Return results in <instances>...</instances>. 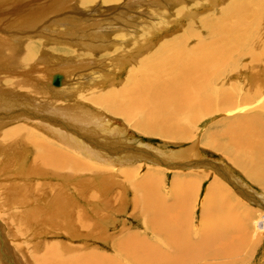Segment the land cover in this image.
I'll return each instance as SVG.
<instances>
[{
  "label": "rangeland",
  "instance_id": "obj_1",
  "mask_svg": "<svg viewBox=\"0 0 264 264\" xmlns=\"http://www.w3.org/2000/svg\"><path fill=\"white\" fill-rule=\"evenodd\" d=\"M194 1L196 3H194ZM204 1L206 0H125L120 2V5L118 4L114 7L104 8H101V6H98V4L96 3L92 12L93 14H90V12H84L81 10V12L76 11L77 4H74L76 0H0V44H6L4 48L0 45V85L2 84V86H4H0V123L3 124L0 125V261L2 264H41L40 259L45 257H48L47 259H49L48 261L50 262L52 261V257L53 260L55 259V261H60V257H68L65 252H63L62 255L55 253V251H57L60 246H64L69 249L76 247L75 250L79 253H76L78 258L76 257L75 259L78 260H75L74 263L72 262L71 264H76L77 261L79 262L77 264H82L81 262L85 264H94V262H96L95 260L93 262H90V260L82 261L80 257H82V254L86 251H98L102 254L105 253L112 255L113 249H111L110 247L113 244V241L119 239L122 235L121 230L129 229L133 232H146L144 228L145 225L143 222V216L138 211L136 212L138 208L135 203V197L137 195L133 196V194L135 195L137 193L136 191L141 188L144 181L149 185L154 186V181L156 180L161 193L169 194L172 187V181L176 178L175 176H180V180H182L186 178L185 175L191 174L193 171L199 172V170L206 172L204 173L205 177L198 180V185L196 184L195 186L196 188L193 187V189L190 190V192H192L191 195H193L191 198L192 200L190 201V203L193 202V204L188 211V219L189 221H191L192 226L190 228V232H193L194 229H197L198 225H200V221L202 219L199 218L202 210L201 205L203 204L202 202L206 196H204V194L207 193L208 187L212 186L215 183L216 187L220 190V193H222L223 199H227L228 197L234 203L238 201L243 204L240 205L235 212H233L237 215V219L233 224V228L236 230L234 235L236 236L233 237L234 240L230 244L231 253L227 254V257L223 258H218L219 256H213V264H226V262L228 263V260L233 264L264 263V227H262L264 226V186H262V182L260 180V184L256 183L257 181L252 180L253 176H255L254 171H245L244 168L239 166L238 164L233 162L230 163L228 159H224V156L219 153L220 151L213 150L212 148L207 146L210 144V137L216 139V135L221 132L222 125L224 127L227 120L233 114H229L228 112V114H225L224 111H221L220 114H215V112L208 117H205V119H203L202 121L198 122L196 127H194L193 129L191 128V131H188L190 132V137L187 132V137L185 138L186 140H174L166 139L162 136L157 137L155 135H146L138 129H133L134 127L132 123L128 124L122 117H115L105 112L107 116H111H108V118L115 121V125H113V127L123 131L117 132L118 136L114 141H112V145L110 146L114 147L116 145V148L121 147V150L119 149L117 152H112L111 149L109 151H106L101 146L93 147L91 145H88V149L93 152L95 151L98 154V158L102 160L100 162H95L94 160H92L90 163H92L94 166L89 165L87 167L88 169L83 168L84 166L80 165H85V161L84 159L82 160L81 158H79L78 154H76L79 151L77 150V147H75L74 150V147L70 146L72 145L70 144V141H58L53 135L48 132V130L46 131L45 127L43 126L44 124H48L55 129L63 131L64 133L67 130L63 126L49 121V118H51L50 120H52L56 119V117H61V119L67 120L66 122H68L69 120L74 125V127H76L77 131H79L78 134H80L81 132V135L83 133L92 140L99 139L100 135L103 134L101 130L98 131L97 128L95 129L94 126L86 123L84 119H78L76 117V123L74 122L75 120H72L74 118L71 119V117H75V114H73V101H66L65 98L62 99L60 96L57 98L56 95H52L51 93L46 92V90H54L61 87L62 81L63 83L66 81H70L72 82V84L75 83V86L77 82H81L82 85H86L87 83V86L89 88H93L91 86L92 84L99 83L101 85L103 84V82L106 83V81L110 79V81L107 82L109 85L110 83H112L113 80L111 79H113V77H118L117 81L122 82L126 78L125 76L129 74L127 73L128 69L131 68V65L129 63L125 66L124 69L122 68L123 70H119V64L117 62L118 55L116 56V54L118 53L116 52V50L111 51L107 48L109 42H118V40L120 39L117 37L118 33L116 31H113L114 25L111 27H106L104 29L94 30V37L92 40H88L90 43L87 45L88 47H85L86 43L85 41H83L84 39L81 35V31L77 32L78 34L75 33L73 37H69V35L62 36V33L66 30L65 28L68 24L62 18L68 17L71 9H74L73 14H77L75 18L78 20L88 16L89 18H87L86 21L88 22V25H91L90 27H96L97 24H94L93 20L97 21L100 18H102L104 22L111 21L113 23H120V26L116 25V27H118L121 32H125V30L128 29V31L131 30V32L134 33V36L138 34L137 36H135L137 38L132 40V44L135 40L138 39V37L142 36L144 28L150 31V29L153 30L155 27H159L158 25L154 24L155 22H160V18L167 19V21H170V23H173L176 18L184 20V22H182L183 24H180L179 30L178 27H170L169 23L164 26L161 25V31L164 29V34L159 35L157 41L154 40L157 43H160L163 39H165L163 36L167 38L179 34L189 23H195L200 16L209 13L210 11H216L220 6H223L229 0ZM179 4L182 5L181 7L184 8V11H189L190 15H185L186 13L184 12L182 14L183 16L180 15L179 17H176L175 10L178 9V7L180 6ZM31 6L34 7L32 8V10L30 8ZM194 9L195 12L191 14V11H194ZM100 11H103V13L100 14ZM123 11L126 12V15ZM41 18L43 20H41ZM147 19L148 21H146ZM124 20L128 21L126 22ZM41 22H43V24ZM134 22H138V25H136ZM151 22H153V24L149 26ZM126 24L127 26L130 25L131 27H126ZM147 24L150 29L146 26ZM6 25L8 29L6 28ZM101 25H104V23ZM141 27L143 29H140ZM166 28L169 30H167ZM100 30L102 32L98 33ZM148 35L150 37L152 34ZM27 38L28 40H26ZM40 38L43 40H41ZM48 39H50L49 42H46L48 41ZM76 40H82L79 41V43H81L79 45H81L82 47L69 45L73 44ZM154 41L150 44V46H155V44H157ZM82 44L85 46H83ZM150 46H145L144 48H142V50ZM104 47L106 50L104 49ZM27 48L30 49V51L32 50V48L35 50L31 51L32 53L34 52L33 57H29L31 52H28V58H30L31 61H29V64H27V67H29L27 71L29 70L30 73H25V71L23 72V70L25 69L19 68L15 62L16 58L18 59V57ZM41 48L43 50H46L50 54L46 53V51L43 52ZM94 49H97L96 51H99V53L94 54L92 51H90L91 53H93L91 54L88 52L89 50ZM40 51H42L44 54ZM55 52L56 54H54ZM40 53L41 56H39ZM76 53H86L87 55L85 57H80L79 59H77V57L75 56ZM50 58L53 62L49 61ZM85 58H88L90 62H85ZM44 59L47 61H45ZM104 60H106V62ZM137 60L138 57L136 58V61ZM80 63H82V65ZM114 66L116 67V69H114ZM46 71H48V73ZM118 71L120 72V74L117 73ZM114 72L115 74L113 76L112 73ZM74 73L81 76L78 77L74 75ZM51 74L56 75L54 79L50 78L52 76ZM84 75L86 76L85 78H83ZM56 77H61V82L58 87H55L53 84ZM6 78L8 81L4 80ZM49 78L51 80V83L49 81ZM235 80V78L232 79V81ZM5 81H7L9 84ZM107 83L104 87H107ZM96 87L98 86H94V88ZM108 87H110V85ZM84 88L85 90L87 89L86 87ZM44 96H46L47 98ZM75 100L80 101V98ZM15 107L16 109L12 111ZM100 110L104 111L103 109ZM24 119L32 122L35 121V123H40V125L32 124V126H30L31 128L29 127L30 130L34 132L33 135L31 134L29 139H31L32 137L34 139L39 137L40 141H42L44 144L46 143L48 145L57 147L63 152L65 151L67 154L73 155L74 158L79 161L77 163L78 167L81 166L83 168V171L79 168L74 170L68 169L66 170L68 171L67 173L66 171L41 169L36 163V150L34 148V145H32L31 142H28L29 139L25 140L24 138L20 137L23 136L18 131L19 128H17L20 126H16L18 125V123H13V121H21ZM218 120L219 122L220 120L222 121L219 123ZM24 126L26 127V124H24ZM215 131L217 133H214ZM67 132L72 137L75 136L72 131ZM208 133L209 136L207 135ZM212 134H215V137L212 136ZM206 141L209 143H207ZM138 143L142 144V147L139 146ZM147 144L150 147L160 148L161 150L165 149L164 152H167V156H169L171 152L174 153L188 151V149H192V146L194 144H197V147H199L197 148V152L194 154V156L200 153V150L204 152V155L201 158H188V161L171 162V166L165 160H163V163L166 166L159 160L154 161L153 158L148 159L147 157H139L138 160H141V163L140 161L135 160L136 164L134 163V166L136 168L132 165H126L124 157L128 158L132 156L131 154H133L134 156H139V154H136L132 151V148L136 147L138 149H141L143 148V145ZM125 146L127 149L125 148ZM150 147L149 149H146V152L148 154L149 152H151ZM203 147H205L204 150ZM131 151L133 153H131ZM190 151L193 152L192 150ZM118 156H120L119 159ZM110 159H113L115 163L118 159L117 164H119L116 165ZM196 160H200L201 163L197 162L199 165L196 164ZM204 160H206V162ZM123 161L125 163H123ZM247 164L248 162L245 163V166L248 167ZM98 165L100 167V170L99 168H96L98 167ZM251 167L252 166L248 168ZM89 168H91V171L89 170ZM125 169L129 171L132 169L130 171L132 173V177L128 175H126L127 177L122 176L124 172H128ZM150 170H153V173L151 175L152 177L149 173ZM227 170L230 174H233L232 177H235L241 183L237 184L238 188L233 185L230 186L228 182L222 178L221 175L215 173L216 171H224L226 173ZM95 172L97 173L96 175H100L95 177ZM119 175H121V177ZM222 175L226 176L224 173ZM65 176H67V178ZM82 176L84 177L83 179ZM110 176L112 177V179ZM158 176L160 179L157 178ZM248 177L249 179H247ZM61 178L62 180H60ZM87 178L90 179L87 180ZM108 179L110 180L109 182ZM81 180L83 181V183L85 181L86 184H83ZM79 181L82 184L79 183ZM236 182L237 181H235L234 183ZM94 185L98 186L95 187ZM235 191H238L241 194ZM17 193H19L18 196ZM59 196L62 199H58L57 197ZM71 201L74 204L71 203ZM67 203H70V205H68ZM63 204L65 208L63 207ZM50 207L51 210H49ZM76 210L80 212H77ZM246 210L250 215L249 217L246 215ZM66 214L68 215L66 216ZM59 215L61 216V219H59ZM79 215H83L85 217L86 227L84 228L80 226L78 219L75 218ZM52 217L53 220L51 219ZM74 221L79 229H75ZM255 221H258L257 224ZM239 224L240 226H238ZM77 229L78 232H76ZM72 231L74 232V234ZM79 232L83 233L78 234ZM86 234H88V236ZM256 234L258 236L257 238ZM51 246L53 247L52 249ZM235 246L236 248H234ZM232 248H234V250H232ZM81 249H83L84 251ZM42 255L43 257L40 258V256ZM115 258L117 257H114L113 260ZM224 258L225 260H223ZM97 260H99L98 257ZM234 261L236 262L234 263ZM122 262L124 263L125 261L122 260Z\"/></svg>",
  "mask_w": 264,
  "mask_h": 264
},
{
  "label": "bare ground",
  "instance_id": "obj_2",
  "mask_svg": "<svg viewBox=\"0 0 264 264\" xmlns=\"http://www.w3.org/2000/svg\"><path fill=\"white\" fill-rule=\"evenodd\" d=\"M122 1L125 0H76L74 4H77L76 11L90 12V14H93L92 12L94 10L96 3L98 4V6H101V8H104V7H114L115 5H118ZM194 3L196 2L194 1ZM181 6L182 5H180L178 9L175 10L176 17H179L184 12L186 13L185 15H190V12L184 11V8H182ZM30 8L32 10V8L34 7L31 6ZM73 12L74 9H71L69 16L62 18L65 22L68 23L67 26L65 25L66 30L63 31L62 36L69 35V37L71 36L73 37L75 33L81 31V35L83 36L84 39L83 41H85L86 43V46L83 44L82 45L88 47L87 45L90 44L88 40L93 39L94 30L104 29L106 27H111L114 25L113 31H116L118 33L117 37L120 39L118 40V42L117 41L114 42L113 40H110L113 42H109L107 48L110 49L111 51L116 50V52L118 53L116 54V56L118 55L117 62L119 64V70H121L122 68L124 69L125 66L128 65L129 63L131 65V68H129L127 71V73L129 74L125 76L126 78L122 82H118L117 81L118 77L117 78L113 77V79H111L113 80L112 83L109 84L110 87H108L109 85L107 83L110 81V79L106 81L107 87H104L106 86L105 85L106 83L103 82V84L101 85L99 83H98L99 85L92 84L91 86L93 88H89L87 86L88 85L87 83L86 85H82L81 82H77L76 86L78 87H76L74 85L75 83L72 84V82H70L69 80L68 81L70 83L67 81L63 83V81L61 82V77H56L53 83L54 86L58 87L60 85V82L62 86L54 90L52 89L46 90V92H49L52 95H56L57 98L60 96L62 99L65 98L66 101H73L74 103L73 114H75V117H71V119L74 118L72 120L73 121L75 120L74 121L75 123L77 121V118L84 119L86 123H88L91 126H94V128L95 129L97 128L98 131L101 130L103 132V134L100 135L99 139L92 140L83 133L81 135V132L80 134H78L79 131H77L76 127H74V125L69 120L68 122H66L67 120L65 119L63 120L61 119V117L60 118L56 117V119H52V120H50L51 118H49V121L55 122L60 126H63L67 131L70 132L72 131V133L75 135L74 137L69 135L67 131L63 133V131L55 129L48 124L43 125L45 127V130L46 131L48 130V132L51 135H53L58 141L60 142L70 141V144H72L70 146H73L74 150L75 147H77V150L79 151L76 154H78L79 158H81L82 160L84 159L85 161V165L80 164L81 166H84L83 168H87L89 165L94 166L92 163H90L92 160H94L95 162L102 161L101 159L98 158V154L95 151L94 153L93 151L88 149L89 147L88 145H91L93 147L101 146L106 151H109L111 149L112 152H117L119 149L121 150V147L116 148V145L114 147H110V146L112 145V141H114L115 138L118 136L117 132H123V131L113 127V125H115V121L108 118L109 115L107 116L105 112L115 117L117 116L122 117L128 124L132 123L134 127V128L132 127L133 129H138L139 131H141L146 135L149 136L155 135L157 137L162 136L166 139L182 140L187 137L186 135L187 132L189 130L191 131V128L193 129L194 127H196L197 123L205 119V117H208L209 115L215 112H216L215 114H220L221 111H224L225 114L228 112L229 114H233V115L228 120L225 119L227 120V122L224 125V127L222 125L221 132L218 135H216V139L211 137L210 139L208 138L210 144L207 146H209L213 150L220 151L219 153H221L222 156H224L223 157L224 159L225 158L228 159L230 163L233 162L238 164L239 166L243 167L245 171H254L255 176H253L252 180L257 181L256 183L259 184H260L259 182L260 180L262 182V186H264V0H229L223 6H220L216 11L213 12L210 11L211 13L209 12L200 16L195 23H191V24L189 23L185 27V29H183L179 34L167 38L163 36L165 39H163L160 43H157L156 41L159 35L164 34L163 33L164 29L161 31L162 26L169 23L170 27L173 28L178 27L179 30V26L182 22H184V20L176 18L173 21V23H170V21H167V19H162L159 17L161 19L160 22L163 23L155 22L154 25H158L159 27H155L154 29L152 28L153 30H151L150 27H148L149 24L148 23L146 26L150 29V31H148L145 28L143 29L141 27L140 29H143L142 36L138 37V39L135 40L132 44V40L137 38L135 36H137L138 34L134 36V33L131 32V30L128 31V29L125 30V32H121L120 29L116 27V25L120 26V23L118 22L113 23L111 21L104 22L103 19L100 18L97 21L93 20V23L97 24L96 27H90L91 25H88V22L86 21L87 18H89L88 16L78 20L75 18L77 14H73ZM194 12L195 9L194 11H191V14ZM101 13H103V11H100V14ZM124 13L126 15V12ZM42 18L41 20H43ZM124 21L127 22L128 20H124ZM146 21H148V19ZM138 22H134V23L138 25L137 24ZM41 23L43 24V22ZM103 23L104 25H101ZM152 24L153 22H151L149 26ZM129 26H127L126 24V27ZM100 32L102 31L100 30L98 33ZM148 34L150 35L152 34V35L149 37ZM26 40H28V38ZM49 40L50 39H48V41L46 42H49ZM79 41L82 40H76L73 44H69V45L82 47L81 45H79L81 44L79 43ZM153 41L156 42L157 44H155V46L152 45L150 46V44ZM0 45L1 47L4 48L6 44L5 45L0 44ZM145 46H150V47L142 50V48H144ZM28 48L25 49L23 53L18 57V59L16 58L15 60L19 68L25 69L23 70V72L25 71V73L26 72L30 73L29 70L27 71V69L29 68L27 67V64H29V61H31L30 58H28L29 56L28 52L30 51V49ZM32 50L34 49L32 48ZM96 50L97 49L89 50L88 52L91 53L90 51H92L94 54L95 53L98 54L99 51ZM44 51L46 50H43V52ZM40 52L43 53L42 51ZM31 53L29 57L34 56L33 55L34 52L32 53V55ZM41 53L39 56H41ZM46 53L50 54L47 51ZM54 54H56V52ZM86 55H87L86 53H76L75 56L77 57V59H79L80 57H85ZM137 57L138 60L136 61ZM85 59H86L85 62L87 61L90 62L88 58ZM49 61H51V58ZM104 61L106 62V60ZM80 64L82 65V63ZM114 69H116L115 66ZM48 71L46 72L48 73ZM117 73L120 74L119 71ZM112 74L114 76L115 72ZM74 75L78 77L81 76L76 73H74ZM55 76L56 75H52L50 78L54 79ZM85 77L86 76L84 75L83 78ZM50 78L49 81L51 83ZM233 78H235L236 80L232 81ZM4 80H7V78ZM7 81L5 82L8 83ZM96 85L98 87L94 88V86ZM0 86H2V84ZM84 87H86L87 89L85 90ZM78 98H80V101L75 100ZM99 108L103 109L104 111H101ZM15 109L16 107L12 111H14ZM221 121L222 120H220V122ZM13 123L14 124L18 123V125H16V126H20L17 127L19 128L18 131L23 135L20 137L24 138L25 140H28L31 134L33 135L34 133L32 130H30L31 128L30 126H32V124L40 125V123L37 122L35 123V121L34 122L27 121L26 119L21 121L18 120L13 121ZM24 124H26V127L24 126ZM0 125L3 124L0 123ZM214 133L217 132L215 131ZM188 135L190 137V132H188ZM207 135L209 136V133ZM214 135L212 134V136ZM28 142H31L32 145H34V148L36 150V163L41 169H51L54 171H66L68 169L74 170L77 168L81 170L83 169L81 166L78 167L77 163L79 161L76 160L73 155L67 154L65 151L64 153L61 149L57 147L48 145L46 143L44 144L42 141H40L39 137L35 139L32 137L31 139L28 140ZM138 145L142 147V144L138 143ZM194 145L192 146V149H188V151L174 152V153L171 152V154L167 156V152H164L165 149L161 150L160 148L150 147L147 144V145H143V148H141L142 150L136 147L132 148V151L136 154H139V156L136 155L134 156L133 154H131L132 156L128 158L124 157V161L126 162V165L134 166L136 164L135 160H138L139 157L140 158L147 157L148 159L153 158L154 161L159 160L160 162H162V164H164L163 160H165L171 166V162H177V161L183 162V161H188L187 160L188 158L203 157L204 152H202L201 150L200 153L194 156V154L197 152V148L199 147V146L197 147V144L195 146ZM149 147L151 151L149 152L150 155L146 152V149H149ZM204 149L205 147H203V150ZM190 150H192L194 153L191 152ZM132 151L131 153H133ZM119 158L120 156H118V159ZM118 159L116 163L114 162L113 159L110 160H112L116 165H118L119 164V163L117 164ZM124 161L123 163H125ZM138 161H140V163L142 162L141 160ZM204 161L206 162V160ZM197 162L201 163L200 160L198 161L196 160V164H198ZM246 162H248L247 164L248 167L250 166L252 167L248 168L247 166H245ZM96 168H99L100 170L99 165ZM89 170L91 171V168H89ZM126 171L128 172L126 173L124 172L125 175L122 174V176L127 177L126 175H128L132 177V173L129 170ZM200 171L201 170H199V172L193 171L191 174L185 175L186 178L182 180H180V176H175L176 178L172 181L171 184L172 186L170 190L171 194L170 193L162 194L160 189L158 188L156 180L154 181V186H151L144 181L141 188L138 191H136L137 193L135 195L133 194V196L137 195L135 197V203L138 209L135 206L134 207L137 209L136 212L138 211L143 216V222L145 225L144 228L146 232L143 233H141L142 231L133 232L130 231L129 229L121 230L122 235L120 236L119 239L114 240L113 244L110 247L111 249H113L112 255L105 253L102 254L101 252L98 251H86L85 253L82 254L83 256L80 257L81 260L82 261L90 260V262H93L95 260L96 262H94V264H213L214 263L213 256H219L218 258L227 257L226 255L231 253L230 244L234 240L233 237L236 236L234 235L236 230L233 228L234 227L233 224L237 219V215L233 212H235L239 208V206L242 205L243 203L241 204L237 200H236L237 202L234 203L228 197L227 199H223L222 193H220V190L216 187V184L214 183L215 184L214 185L212 183L213 185L211 184L212 186L208 187L207 193L204 194V196L205 195L206 196L202 202L203 204L201 203L202 210L199 218L202 219L200 221V225H198V228L194 229L193 232H190V228L192 226H191V221H189L188 219V211L190 210L193 204V202L190 203V201L192 200L191 198L193 196L191 195L192 192H190V190H192L193 187L196 186V184L198 185V180L205 177L204 173L206 171L205 172L203 171L200 172ZM67 172L68 171H66V173ZM149 173L151 176L153 170H150ZM96 174L97 173L95 172V177L100 175V174L98 175ZM67 176L65 177L67 178ZM83 176L82 179L84 178ZM119 176L121 177V175ZM159 176L157 178H159ZM230 178L232 179V181L236 179L235 177L232 176H230ZM89 179L87 178V180ZM247 179H249V177ZM60 180H62V178ZM109 181L110 180L108 179V182ZM236 181L237 182L233 184V186H236L238 188L237 184H241V183L237 179ZM79 183L81 182L79 181ZM83 184H86L85 181ZM138 192L140 197L138 196ZM18 194L19 193H17V196ZM28 198H33V197H28ZM57 198L62 199L60 198V196ZM71 203L73 202L71 201ZM68 205H70V203ZM63 207L65 208L64 204ZM49 210H51V207ZM78 210L76 211L80 212ZM67 215L68 214H66V216ZM246 215L248 217L250 216L248 212L246 213ZM59 217H60L59 219H61L60 215ZM75 218L78 219V222L81 227L83 228L86 227V221L83 215H79L78 217ZM51 219L53 220V217ZM238 226H240V224ZM74 227L75 229L78 228L76 226V223ZM78 229L76 232H78ZM80 233L83 232H79L78 234ZM86 235L88 236V234ZM257 237L258 236L256 234V238ZM52 248L53 247L51 246V249ZM75 248L73 247L69 249L64 246L62 247L60 246L57 249V251H55V253L62 255L63 252H65L68 256L67 258L60 257L59 258L60 261L58 260L55 261V259L53 260L52 257V261L50 262L48 261L49 259H47L48 257L41 258L43 257L42 255L40 256L41 258L40 262L41 264L44 263L71 264L72 262L74 263L75 260H78L75 259L76 257L78 258L76 253H79L75 250ZM234 248H236V246ZM234 248H232V250H234ZM216 252L219 254H217ZM97 257L99 258V260H97ZM114 257L117 258L113 260ZM122 260L125 262L123 263ZM223 260H225V258ZM235 262L236 261H234V263ZM77 263L79 262L77 261ZM81 263L85 264L83 262ZM229 263L232 262H229L228 260V263L226 262V264Z\"/></svg>",
  "mask_w": 264,
  "mask_h": 264
},
{
  "label": "water",
  "instance_id": "obj_3",
  "mask_svg": "<svg viewBox=\"0 0 264 264\" xmlns=\"http://www.w3.org/2000/svg\"><path fill=\"white\" fill-rule=\"evenodd\" d=\"M215 173H217L218 175H221L222 178H223L224 180H226L230 186H232L233 184H235L234 182H235L236 180H235L234 178H233L234 181L231 180V178H230L229 176H230V175L232 176L233 174H230V173L228 172V170H227L226 173H225L224 171H223V172H221V171H216ZM223 173H224L226 176L223 177V175H222ZM232 188H233V187H232ZM234 190H235V189H234ZM235 192L240 193V192H238V191H235ZM240 194H241V193H240Z\"/></svg>",
  "mask_w": 264,
  "mask_h": 264
}]
</instances>
